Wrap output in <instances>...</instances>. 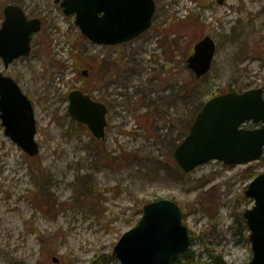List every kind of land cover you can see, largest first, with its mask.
<instances>
[{
	"label": "rangeland",
	"instance_id": "rangeland-1",
	"mask_svg": "<svg viewBox=\"0 0 264 264\" xmlns=\"http://www.w3.org/2000/svg\"><path fill=\"white\" fill-rule=\"evenodd\" d=\"M8 4L42 20L28 56L8 68L0 58L33 103L40 152L29 156L0 120V264H120L116 244L160 199L182 210L196 264L249 263L245 192L264 173V153L190 173L172 154L208 93L264 89V0H155L151 28L117 46L83 37L54 0H0ZM206 35L216 55L196 78L187 58ZM74 89L107 105L105 139L68 114Z\"/></svg>",
	"mask_w": 264,
	"mask_h": 264
},
{
	"label": "water",
	"instance_id": "water-1",
	"mask_svg": "<svg viewBox=\"0 0 264 264\" xmlns=\"http://www.w3.org/2000/svg\"><path fill=\"white\" fill-rule=\"evenodd\" d=\"M67 16L74 15L81 34L105 46L133 41L151 28L156 12L155 0H54ZM222 0H220L221 2ZM0 28V58L6 68L32 50L33 35L42 21L30 19L24 10L8 4ZM217 45L206 35L193 46L187 67L196 78L209 74ZM84 74H87L84 71ZM68 114L87 126L102 140L108 127L106 104L94 100L81 89L68 93ZM0 120L5 134L29 156H37V121L31 99L17 81L0 72ZM260 124L250 129L245 125ZM264 153V89L227 92L210 98L197 113L187 136L174 149L172 157L183 173L212 160L226 165H247ZM246 197L254 200L244 213L250 230L253 257L247 264H264V173L249 184ZM191 234L183 224L179 205L168 199L147 203L137 225L127 231L114 248L120 264H175L191 246ZM214 264H228L216 256Z\"/></svg>",
	"mask_w": 264,
	"mask_h": 264
},
{
	"label": "trees",
	"instance_id": "trees-1",
	"mask_svg": "<svg viewBox=\"0 0 264 264\" xmlns=\"http://www.w3.org/2000/svg\"><path fill=\"white\" fill-rule=\"evenodd\" d=\"M3 8L4 7H1L0 6V11L2 12L3 11ZM219 93V92H218ZM207 95L211 96V97H214L216 96L217 94L212 92V93H208ZM204 105V103H202L200 105V107L198 108V111L199 112L201 109H202V106ZM191 126V123L188 125V130H189V127ZM188 130H186L185 134H184V137L186 136ZM179 141H181V139H179ZM263 158V157H262ZM260 158V159H262ZM249 174V172H248ZM257 175V174H256ZM256 175H254V173H250L249 176L251 178H254ZM193 240V238H192ZM175 264H196V258L194 256V254L189 250L188 252H186L184 255H182Z\"/></svg>",
	"mask_w": 264,
	"mask_h": 264
},
{
	"label": "flooded vegetation",
	"instance_id": "flooded-vegetation-1",
	"mask_svg": "<svg viewBox=\"0 0 264 264\" xmlns=\"http://www.w3.org/2000/svg\"><path fill=\"white\" fill-rule=\"evenodd\" d=\"M249 124V126H251V128H255V127H257V126H259L260 124H258V125H254L253 126V124L252 123H248Z\"/></svg>",
	"mask_w": 264,
	"mask_h": 264
}]
</instances>
